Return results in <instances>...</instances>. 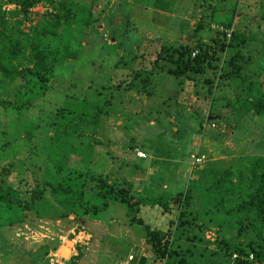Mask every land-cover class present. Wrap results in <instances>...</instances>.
I'll return each mask as SVG.
<instances>
[{
    "label": "rangeland",
    "instance_id": "rangeland-1",
    "mask_svg": "<svg viewBox=\"0 0 264 264\" xmlns=\"http://www.w3.org/2000/svg\"><path fill=\"white\" fill-rule=\"evenodd\" d=\"M174 1L173 11L164 12L145 0H41L26 15L15 2L2 1L6 21L25 32L61 7L72 6L77 15L70 55L54 61L53 80L44 94L38 86L18 91L20 78L0 74V172L24 202L45 182L70 184L77 195L86 182L85 198L99 204L101 198L85 179L91 176L127 185L136 198L148 200H167L190 187L191 211L205 225L202 234L190 230V235L204 237L197 246L206 253L194 260L239 264L233 258L236 247L249 241L264 244L263 227L240 229L237 215L226 213L246 196L251 183L248 166L264 156V111L258 114L248 101L251 86L264 99V34L241 48L238 75H220L231 69L225 53L218 54L220 60L210 58L217 67L201 60L202 70L190 69L180 76L167 70L189 58L195 63L194 53L211 54L213 38H223V31L229 34L247 22L260 23L264 31V0ZM234 7L235 26L228 29L224 22ZM54 40L46 37L44 45L54 46ZM185 43L192 51L181 58ZM135 71L150 75L151 95L114 86ZM107 99L111 103L103 107L98 126L89 121L71 134L59 130L61 107L78 112L83 100L87 109ZM3 100L11 101L4 105ZM138 151L146 156L138 157ZM196 153L207 157L202 166L192 159ZM218 178L222 181L215 194L209 193ZM74 199L71 193L48 191L24 211L0 203V264H70L71 258L74 264H120L130 254L133 264H156L145 225L165 230L180 211L178 204L164 210L142 202L143 223H131L126 205L113 198L109 208L96 215L75 207ZM208 230L215 232V241L206 238ZM220 238L228 251L218 246ZM64 242L69 249L63 260L64 247L56 250ZM182 243L187 246L190 241L183 236Z\"/></svg>",
    "mask_w": 264,
    "mask_h": 264
},
{
    "label": "trees",
    "instance_id": "trees-1",
    "mask_svg": "<svg viewBox=\"0 0 264 264\" xmlns=\"http://www.w3.org/2000/svg\"><path fill=\"white\" fill-rule=\"evenodd\" d=\"M2 1L4 0H0V74L15 77L16 79L20 78L22 82L20 81L18 84V91L21 89L26 90L28 87L29 90H32V88L38 86L42 90V94H44L53 80L54 61L66 59L70 55L73 36L76 32L74 22V17L77 15L76 11L72 6L61 7L58 14L46 18L43 24L33 27L31 32H25L6 21L5 10L2 9ZM9 1L18 4L20 11L26 15L29 9L41 0ZM219 1L226 2L227 0ZM145 2H147L148 6L164 12L173 11L175 3L174 0H145ZM236 14L237 8L234 7L230 18L224 22L226 28L231 29L233 25L235 26L234 17ZM60 29L65 30L66 34L62 35L59 32ZM221 34L223 38L219 36L213 38L214 46L212 47L213 52L211 54L199 52L195 55V63L189 58L187 62L183 61L182 64H178L177 68H168L167 71L180 76L190 69L196 71L202 70L198 62L202 60L211 64L210 58L220 60V55L225 53V56L227 55V67L231 69L229 72L220 73V75L223 78H227L230 74L234 76L238 75L242 67L241 64L237 63V60L241 57V48L248 40L256 39L260 34H264V31H261L260 23L247 22L235 27L234 31L229 34L224 31ZM228 35L229 38H227ZM49 36L55 37L54 46H51L49 43L44 45V38ZM163 49L169 52V49L164 46ZM191 51L192 47L189 43L183 44L180 52L181 58L186 53L191 54ZM170 58L172 59V57ZM211 66L217 67L213 63ZM149 80L150 75H143L140 71H135L131 72L125 79L122 78L116 81L114 86L117 88L122 87L126 90L135 89L140 93L151 95ZM9 101L3 100L2 103L5 105ZM248 101L258 114L264 111V99L253 92L252 86L249 88ZM85 103V100L80 103L78 112L67 107L60 108L58 112V116L60 117L59 130L61 132L64 131L62 133L71 134L78 125L89 121H92L90 124L94 127L98 126L100 115L104 111L103 107L111 102L108 99L104 100L101 104L94 102L88 105L87 109L85 108ZM200 171L206 172L205 169H201ZM248 172L251 183L245 198L232 210H227L226 213L232 216L237 215L240 229L251 225L253 229L257 230V228H264V156L256 158L248 166ZM70 173L75 174V177L85 178L82 172L71 171ZM225 175L226 177L227 175L230 177L228 171L225 172ZM85 179L91 182L92 193L101 198L102 201L99 204L89 203V200L85 198V189L89 186L86 182L81 184L78 195L73 192L74 188L70 184H58L54 186L50 185L49 182H45L38 192L32 193L29 201L24 202L16 194V188L9 185L6 176L0 172V203L8 209L14 210V208L18 207L24 211L34 207L36 201L42 199L45 192L51 191L52 194L64 192L65 194L71 193L73 198H75V202H73L75 207L79 206L85 214L96 215L101 210L108 209L110 205L109 200L113 198L126 205V216L131 223H143V219L139 215V208L142 202L151 206L159 205L164 210H169L171 203L178 204L180 205L179 214L176 219L169 220L167 229H153L149 225H145L147 228L146 242L150 247L156 264H201L200 262H196L194 258L198 254L206 253L205 250L197 246V242L203 241L204 237L197 233L190 235V230L199 231L202 234L205 230V225L198 223L196 221L197 216L191 211L192 192L190 187H187L183 192L172 195L167 200H163L162 198L148 200L136 198L132 194L131 187L110 182L102 176H91ZM220 181L222 179L218 178L213 182L208 189L209 193L215 194L214 189ZM245 222H247L246 225ZM183 236H185L186 240L190 241L189 245H183ZM217 243L218 246H224L225 251H228V245L222 238L218 239ZM236 250L239 254H245L247 257L249 254H253V259H237L239 264H252L255 261H264V244L249 241L245 247L238 246ZM75 257H80V253ZM72 259L70 260V264H74V260Z\"/></svg>",
    "mask_w": 264,
    "mask_h": 264
},
{
    "label": "built area",
    "instance_id": "built-area-1",
    "mask_svg": "<svg viewBox=\"0 0 264 264\" xmlns=\"http://www.w3.org/2000/svg\"><path fill=\"white\" fill-rule=\"evenodd\" d=\"M196 54L194 53L193 56H195ZM137 155L138 157H141V158H144L146 155L144 152L142 151H138L137 152ZM192 159L194 161V163L196 165H199L201 166L206 160H207V157L206 155L204 154H199V153H196L192 156ZM205 236L208 240H211V241H215L216 240V235H215V232H213L212 230H208L206 231L205 233ZM233 258L235 259H239V258H242V259H253V254H250L248 257H242L241 254H238V253H234L233 254ZM133 260H134V256L132 254H130L129 256H127V258L123 259L120 264H133Z\"/></svg>",
    "mask_w": 264,
    "mask_h": 264
},
{
    "label": "crops",
    "instance_id": "crops-1",
    "mask_svg": "<svg viewBox=\"0 0 264 264\" xmlns=\"http://www.w3.org/2000/svg\"><path fill=\"white\" fill-rule=\"evenodd\" d=\"M202 166V165H201ZM83 237H87V235H83ZM84 241H82V243H83ZM85 244H86V242H84ZM64 244H66V242H64L63 244H61L58 248H57V250L56 251H59V250H61L63 247L65 248L66 246L64 245ZM75 244H77V242H76V240H75ZM63 248V249H64ZM62 249V250H63ZM69 249V248H68ZM74 250H75V247H73V248H71V256H73L74 255Z\"/></svg>",
    "mask_w": 264,
    "mask_h": 264
},
{
    "label": "water",
    "instance_id": "water-1",
    "mask_svg": "<svg viewBox=\"0 0 264 264\" xmlns=\"http://www.w3.org/2000/svg\"><path fill=\"white\" fill-rule=\"evenodd\" d=\"M67 245L72 246V242H71V241H68V242H67ZM67 254H68V252H66L65 254H62V255H63V256H62V259H63V260L66 258Z\"/></svg>",
    "mask_w": 264,
    "mask_h": 264
},
{
    "label": "bare ground",
    "instance_id": "bare-ground-1",
    "mask_svg": "<svg viewBox=\"0 0 264 264\" xmlns=\"http://www.w3.org/2000/svg\"><path fill=\"white\" fill-rule=\"evenodd\" d=\"M66 252H68V248H64L63 250H62V254H65ZM68 255V254H67Z\"/></svg>",
    "mask_w": 264,
    "mask_h": 264
}]
</instances>
